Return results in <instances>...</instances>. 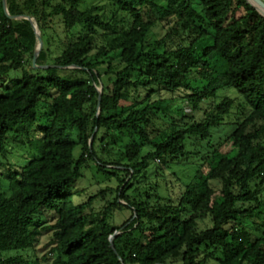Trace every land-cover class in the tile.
<instances>
[{
	"label": "trees",
	"instance_id": "1",
	"mask_svg": "<svg viewBox=\"0 0 264 264\" xmlns=\"http://www.w3.org/2000/svg\"><path fill=\"white\" fill-rule=\"evenodd\" d=\"M80 4L6 0L38 26L49 67L33 69V28L0 0V264H31L41 213L50 264H264V18L246 0ZM224 88L237 97L216 102ZM12 147L35 158L18 167ZM152 167L192 173L164 201ZM92 170L99 188L74 203Z\"/></svg>",
	"mask_w": 264,
	"mask_h": 264
},
{
	"label": "rangeland",
	"instance_id": "2",
	"mask_svg": "<svg viewBox=\"0 0 264 264\" xmlns=\"http://www.w3.org/2000/svg\"><path fill=\"white\" fill-rule=\"evenodd\" d=\"M100 6L102 8L101 13H105L109 15V10L110 8L107 7L104 4V0H81L80 8L81 10H86L90 8L91 6ZM163 35V31L159 28L155 29L153 32V35H150L149 39L151 41H154L156 39H159ZM202 61L199 62L201 64ZM21 73L20 71L17 72H11L9 75V78H14V77H20ZM104 82L107 81V78L103 79ZM97 90L100 91L101 88L97 87ZM177 94L172 95V94H165L163 93L164 98H173L174 101H170V105L173 108V115L176 116V114L179 111V108L183 109L186 114L189 113V108L182 103V101L177 98ZM235 98L237 97V94L235 90L232 88H224L220 90L215 97L216 102L221 101L224 98ZM241 109V106L235 110L237 114H239ZM242 112H245L244 110ZM172 116V115H171ZM178 116V115H177ZM240 118L243 117V113L239 116ZM230 121H236V118L233 116L230 118ZM158 127L160 126H165L166 123L164 121H160L157 123ZM8 161L11 162L12 164L19 166H23L27 162H29L31 159L35 158V153L34 151L31 150H25L19 147H12L11 149L8 150ZM78 149H75L74 151V156L78 157ZM177 176V178H180V180L187 181V175L192 173V170L190 167H175L172 168L171 172L168 170L166 171L162 167L159 170H155L153 167L149 171V177H148V183H157L159 186V192L160 196H162L163 200L166 201L167 198L169 197L171 190L177 186L179 181L176 180V177L173 175ZM3 176V170L0 169V177ZM102 175H97L93 170L91 172H87L86 176L78 181L75 182V184L72 187L73 193L75 195L73 196V201L74 203L81 202L83 200H86L91 194L95 193L97 189L99 188L98 182H101L103 180ZM5 181H3L4 184ZM174 186V187H172ZM6 185L4 188L6 189ZM172 187V188H170ZM174 188V189H175ZM122 219V218H121ZM54 220V216L49 213H41L36 216V222L38 224V230L40 231V237H39V242L38 244L30 251H25V252H19L22 256L25 258H28L30 260L31 264H50V261L53 257V255H50V248L49 242L51 240V232L43 230V227L48 226L49 224H52ZM121 220L118 219L117 222H120ZM244 227L247 229L251 230L254 234H257V230L261 226V220L258 217L247 219L246 217L242 219ZM15 252H12L10 255H14Z\"/></svg>",
	"mask_w": 264,
	"mask_h": 264
},
{
	"label": "water",
	"instance_id": "3",
	"mask_svg": "<svg viewBox=\"0 0 264 264\" xmlns=\"http://www.w3.org/2000/svg\"><path fill=\"white\" fill-rule=\"evenodd\" d=\"M246 1H247V3H248L251 7H253V8L257 11V13H258L261 17L264 18V15L260 13L258 7L255 6V4H253V2L256 3L260 8H262V9L264 10V1H262V0H246ZM252 1H253V2H252ZM2 8H3L4 14H5L9 19H11V20L26 19L27 21H29V23L31 24V26H32V28H33V31H34V33H35V35H36V39H37V43H36V45H35L34 52H33L32 68H33V69H37V68L47 69L49 66H42V67H40V66H37V65H36V59H37L38 54H39V52L41 51L42 46H43V42H42V39H41V37H40V32H39V30H38V26H37V24L33 23V22H32V19L29 18V17L26 16V15H22V16H10V15L8 14V12H7V8H6V0H2ZM96 90H97V87H96ZM97 92L99 93V96H98V105H99V103H100V94H101V90H100V91L97 90ZM90 142H91V140H90ZM117 235H118V233L115 232L112 236H110L109 241H110L111 246H112V243H113V239H114V237L117 236Z\"/></svg>",
	"mask_w": 264,
	"mask_h": 264
},
{
	"label": "bare ground",
	"instance_id": "4",
	"mask_svg": "<svg viewBox=\"0 0 264 264\" xmlns=\"http://www.w3.org/2000/svg\"><path fill=\"white\" fill-rule=\"evenodd\" d=\"M252 2H253V1H252ZM253 4H255V6L258 7L260 13L264 15V10H263L262 8H260L256 3L253 2Z\"/></svg>",
	"mask_w": 264,
	"mask_h": 264
},
{
	"label": "built area",
	"instance_id": "5",
	"mask_svg": "<svg viewBox=\"0 0 264 264\" xmlns=\"http://www.w3.org/2000/svg\"><path fill=\"white\" fill-rule=\"evenodd\" d=\"M262 1H264V0H262Z\"/></svg>",
	"mask_w": 264,
	"mask_h": 264
}]
</instances>
